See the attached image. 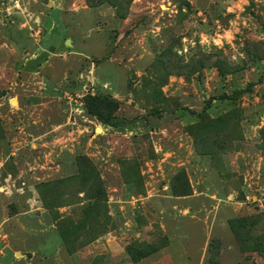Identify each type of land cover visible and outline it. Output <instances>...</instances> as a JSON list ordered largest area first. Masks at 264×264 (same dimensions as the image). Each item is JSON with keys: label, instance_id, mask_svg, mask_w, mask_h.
<instances>
[{"label": "rangeland", "instance_id": "374dc122", "mask_svg": "<svg viewBox=\"0 0 264 264\" xmlns=\"http://www.w3.org/2000/svg\"><path fill=\"white\" fill-rule=\"evenodd\" d=\"M128 246L264 264V0H0V264Z\"/></svg>", "mask_w": 264, "mask_h": 264}, {"label": "trees", "instance_id": "16d2710c", "mask_svg": "<svg viewBox=\"0 0 264 264\" xmlns=\"http://www.w3.org/2000/svg\"><path fill=\"white\" fill-rule=\"evenodd\" d=\"M85 106L88 113L94 118H96L98 121L108 125L114 124L115 113L118 110L119 104L109 95L97 94L87 96ZM127 251L131 255L132 260L139 261L144 257L154 253L156 250L152 249L148 252L138 254L130 246H128ZM213 263H215V260L213 261Z\"/></svg>", "mask_w": 264, "mask_h": 264}, {"label": "crops", "instance_id": "0c3cea01", "mask_svg": "<svg viewBox=\"0 0 264 264\" xmlns=\"http://www.w3.org/2000/svg\"><path fill=\"white\" fill-rule=\"evenodd\" d=\"M174 250L170 246L164 247L158 252H154L143 259L139 260L137 264H170L174 261ZM185 262L184 264H187Z\"/></svg>", "mask_w": 264, "mask_h": 264}]
</instances>
